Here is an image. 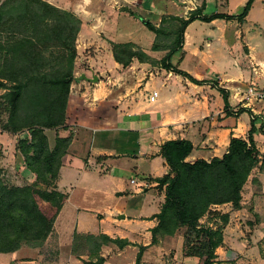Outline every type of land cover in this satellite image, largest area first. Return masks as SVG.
Here are the masks:
<instances>
[{"label": "crops", "instance_id": "crops-1", "mask_svg": "<svg viewBox=\"0 0 264 264\" xmlns=\"http://www.w3.org/2000/svg\"><path fill=\"white\" fill-rule=\"evenodd\" d=\"M44 1L61 9L71 8L68 0ZM202 1L206 2L204 14L233 15L248 0ZM197 5L202 6L201 2ZM212 5L214 11L206 13ZM181 52L183 59L178 68L199 80H207L206 83L196 84L167 70L159 75L160 81L142 82L138 91L132 85H108L102 78L93 82L82 77L73 84L77 89L69 95L66 127L55 132L54 139L46 131L51 146L57 135H72L56 181L66 199L45 241L53 236L58 238L59 255L45 260L41 247L23 245L1 254L0 259L8 257L4 264H83L97 256L105 258L102 264H135L139 248L151 243V229L157 225L156 215L165 201V185L161 188L154 180L170 173L161 153L162 145L184 138L194 146L187 160L222 157L228 152L231 137L246 138L253 114L264 118V102L249 107L241 103V96L235 97L238 86L255 84L264 89V0H254L242 22L236 18L193 21L186 28ZM181 52L177 53L181 56ZM189 59L191 63L187 65ZM114 63L117 75L110 76V81L116 84L121 65L116 60ZM219 86L231 93V114L226 111ZM146 89H150L149 94ZM154 90L159 95L152 102L149 96ZM240 108L245 111H239ZM261 136L264 135L256 134V141ZM124 156H128L126 161ZM21 171L26 183L17 185L35 181V174L24 161ZM130 173L140 178L138 181L131 177L133 191L143 197L147 194L148 198L131 206L120 205L129 196L124 176ZM103 234L127 239L135 245L120 248L116 243H104L96 247L98 251L92 255L95 259L90 258L91 254L78 253L76 237ZM142 238L146 239L143 243ZM149 246L143 253L144 263H148L146 257L152 249Z\"/></svg>", "mask_w": 264, "mask_h": 264}, {"label": "trees", "instance_id": "trees-1", "mask_svg": "<svg viewBox=\"0 0 264 264\" xmlns=\"http://www.w3.org/2000/svg\"><path fill=\"white\" fill-rule=\"evenodd\" d=\"M16 1L6 0L0 5V87L7 90L3 97L9 114L3 128L14 133L29 131V135L19 140L18 149L36 179L31 184L8 185L2 178L0 166V253L16 251L23 245L40 247L44 244L66 199V195L57 189L56 181L72 135H57L51 146L46 131L66 127L70 87L75 79L76 39L81 28V20L75 14L47 1L23 0V10L14 13ZM253 2L248 0L238 14H204L203 4L191 10L187 18L180 17L175 45L163 58L167 70L196 84L206 83L207 80H199L178 68L183 59L181 51L186 28L197 19L236 18L242 22ZM145 24L150 30L158 31L149 20ZM177 52H181V56L175 65L169 58ZM114 57L124 67L131 63L130 57L124 59L117 51ZM52 60H57L58 68L52 66L49 70L47 66ZM213 83L218 85V82ZM219 91L227 113L231 114L230 91L221 86ZM239 111L245 110L240 108ZM249 112L253 114L251 110ZM256 134L264 135V118L253 114L246 138L231 137L228 152L222 157L192 162L187 160L194 147L190 140L171 139L162 145L161 153L170 173L154 179L161 188L165 185V201L156 215L158 223L151 229L149 245L157 244L162 236H173L179 228L185 227L189 243L205 256L204 261L197 264H218L215 262L216 249L224 241L223 227L203 224L201 220L207 214H218L226 224L229 215L214 207L227 203L241 207L242 190L251 172L258 166L264 168ZM37 197L56 208L53 216L44 213ZM88 238L96 241L98 248L109 242L120 248L135 245L127 239L111 238L106 234ZM147 246L140 247L135 264H145L142 257ZM104 261V257L97 256L96 260L83 264H102Z\"/></svg>", "mask_w": 264, "mask_h": 264}, {"label": "rangeland", "instance_id": "rangeland-1", "mask_svg": "<svg viewBox=\"0 0 264 264\" xmlns=\"http://www.w3.org/2000/svg\"><path fill=\"white\" fill-rule=\"evenodd\" d=\"M4 1L6 0H0V5ZM199 2L202 5L206 3L202 0H68L71 8L63 10L72 12L81 20V24L84 23V26H80L76 39L75 79L71 84L70 93L77 89L73 84L82 77L93 82H99L102 78L108 85L120 87L132 85L137 91L142 82L160 81L159 75L167 71L163 58L175 45L181 25L180 17L187 18L195 6L200 7L197 5ZM24 3L23 0L16 1L17 10L13 8V12L20 13ZM214 7V5L209 6L206 13L214 11ZM146 20L153 23L158 31L150 30L145 24ZM115 51L124 59L130 57L131 60L130 65L126 67L118 62L121 67H118L119 75L116 78V84L110 81V76L113 78L116 74V69L113 68L114 60H116ZM179 56L180 53H176L169 60L175 64ZM190 63L189 59L187 65ZM56 64L57 60L50 61L47 69L52 70V66L58 68ZM91 64L92 67H90ZM141 71L144 73L139 74ZM6 91L4 87H0V166L4 182L8 185H17L26 183L22 179L23 156L18 146L19 140L29 135V131L14 133L4 130L3 127L9 117L3 97ZM149 93L150 89H146V94ZM59 129L48 131L52 139ZM256 142L261 156L264 157V136L259 137ZM127 157L124 156L123 159ZM131 177L138 178L134 173L124 176L130 192L120 205L126 203L127 206H131L143 198H148L147 194L143 197L142 194H136L133 191L130 184ZM37 199L44 213L48 216L55 214V207L40 197ZM219 206L214 208L229 215L228 223L224 224L218 214H207L201 220L203 224L223 227L224 241L216 249L215 262L218 264H264V168L258 166L251 172L242 190L240 208L234 207L231 203ZM186 232L187 228L181 227L175 235L162 236L157 244L150 245L152 249L147 254L148 263L145 264L202 263L205 256L200 255L192 243H189ZM140 241L143 243L146 239L142 238ZM76 242L78 253L91 254L90 258L95 259L92 255L98 251L96 241L83 236L76 237ZM59 243L60 240L53 236L47 243L40 246L45 260H51L59 255ZM1 254L3 253H0V256ZM5 258L0 259V264L7 261L8 257Z\"/></svg>", "mask_w": 264, "mask_h": 264}, {"label": "built area", "instance_id": "built-area-1", "mask_svg": "<svg viewBox=\"0 0 264 264\" xmlns=\"http://www.w3.org/2000/svg\"><path fill=\"white\" fill-rule=\"evenodd\" d=\"M159 95V92L154 90L149 96L150 101L154 102ZM241 96L239 99L242 103L245 102V106L252 107L256 102H264V89L256 86L255 84H250L246 88L240 86L235 88V97ZM134 182V180H133Z\"/></svg>", "mask_w": 264, "mask_h": 264}]
</instances>
